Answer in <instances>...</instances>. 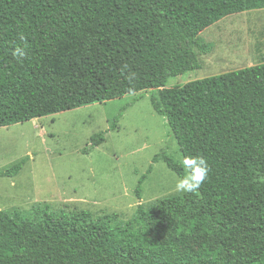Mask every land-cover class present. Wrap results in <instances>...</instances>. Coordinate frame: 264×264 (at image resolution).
Wrapping results in <instances>:
<instances>
[{"label":"trees","instance_id":"16d2710c","mask_svg":"<svg viewBox=\"0 0 264 264\" xmlns=\"http://www.w3.org/2000/svg\"><path fill=\"white\" fill-rule=\"evenodd\" d=\"M207 52L190 0H0V127L150 90L182 159L209 167L197 191L138 207L124 223L0 211V264H254L264 255V62L166 86ZM158 159L181 175L164 152Z\"/></svg>","mask_w":264,"mask_h":264},{"label":"rangeland","instance_id":"374dc122","mask_svg":"<svg viewBox=\"0 0 264 264\" xmlns=\"http://www.w3.org/2000/svg\"><path fill=\"white\" fill-rule=\"evenodd\" d=\"M190 1L208 52L199 54L201 68L170 77L167 87L264 62V0ZM98 133L103 142L90 148ZM161 152L180 165L181 175L162 159L153 161ZM16 163L15 175H0V211L37 219L46 207L63 218L112 224L183 194L175 184L188 174L166 118L151 106L150 90L0 127V172ZM261 262L264 255L254 264Z\"/></svg>","mask_w":264,"mask_h":264},{"label":"clouds","instance_id":"9594fccd","mask_svg":"<svg viewBox=\"0 0 264 264\" xmlns=\"http://www.w3.org/2000/svg\"><path fill=\"white\" fill-rule=\"evenodd\" d=\"M15 55L22 56L23 53L18 49ZM183 165L188 174L176 182L175 190L181 193L195 192L208 176L207 161L202 156H187L183 158Z\"/></svg>","mask_w":264,"mask_h":264}]
</instances>
